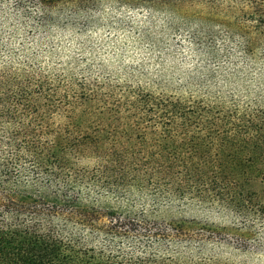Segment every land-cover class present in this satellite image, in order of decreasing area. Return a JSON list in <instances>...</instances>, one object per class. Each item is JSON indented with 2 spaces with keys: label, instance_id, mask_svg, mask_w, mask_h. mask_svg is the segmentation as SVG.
Listing matches in <instances>:
<instances>
[{
  "label": "trees",
  "instance_id": "trees-1",
  "mask_svg": "<svg viewBox=\"0 0 264 264\" xmlns=\"http://www.w3.org/2000/svg\"><path fill=\"white\" fill-rule=\"evenodd\" d=\"M34 1L37 16L22 19L46 27L97 0ZM118 1L245 17L246 55L264 27V0ZM211 85L154 92L0 61V264H248L221 256L261 254L264 107Z\"/></svg>",
  "mask_w": 264,
  "mask_h": 264
},
{
  "label": "rangeland",
  "instance_id": "rangeland-1",
  "mask_svg": "<svg viewBox=\"0 0 264 264\" xmlns=\"http://www.w3.org/2000/svg\"><path fill=\"white\" fill-rule=\"evenodd\" d=\"M23 10L32 18L38 14L34 0H0V61L11 58L48 73L126 82L154 92L210 80L209 93L256 99L264 107V27L252 55H246L237 29L245 17L212 16L196 8L172 15L161 4L97 0L86 16L71 21L64 16L41 27L35 19L23 20ZM259 22L264 25V19ZM168 211L172 217L182 214L220 228L231 224L197 210ZM221 257L264 264V251L254 258Z\"/></svg>",
  "mask_w": 264,
  "mask_h": 264
}]
</instances>
